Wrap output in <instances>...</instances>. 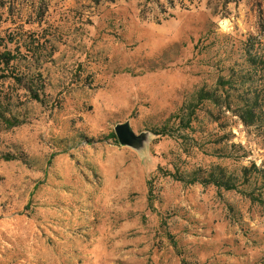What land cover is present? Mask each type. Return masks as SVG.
<instances>
[{
	"label": "rangeland",
	"instance_id": "1",
	"mask_svg": "<svg viewBox=\"0 0 264 264\" xmlns=\"http://www.w3.org/2000/svg\"><path fill=\"white\" fill-rule=\"evenodd\" d=\"M4 49L23 122L0 120V264H264L263 206L166 174L264 164V116L244 124L221 85L264 90V0H0ZM35 70L41 102L14 77ZM190 101L192 130L146 131ZM124 121L139 146L109 137Z\"/></svg>",
	"mask_w": 264,
	"mask_h": 264
},
{
	"label": "trees",
	"instance_id": "2",
	"mask_svg": "<svg viewBox=\"0 0 264 264\" xmlns=\"http://www.w3.org/2000/svg\"><path fill=\"white\" fill-rule=\"evenodd\" d=\"M19 49V48H18ZM249 53V51H248ZM19 50L12 52L11 50H0V64L4 68L13 65L17 59ZM33 55V54H31ZM30 55V57H32ZM259 59L264 64V54H260ZM250 65L257 67L255 58H247ZM17 83H19L30 95V97L38 102H41L40 91L43 90L44 84H36V78L41 77V73L35 70L31 75H23L22 77L14 76ZM23 78L26 81L23 82ZM233 77H228L222 80V89H225L226 95L223 99V106L230 109L232 106L236 109V115L246 125H251L255 122V118L264 116V90L257 89L256 86L247 84L245 76H240L239 87L234 88ZM230 89V90H229ZM197 102L208 100L214 104L221 103L220 96L214 92L200 89L196 92ZM196 103L190 101L188 104L182 105L179 111L166 118L158 127L151 128L150 131L155 135H173L171 130L176 125L173 119L178 120L177 126L182 130H192V122L195 120L193 112ZM2 99L0 97V120L4 123L6 128L14 127L23 122L16 115H8L3 110ZM186 109V112L183 110ZM187 134H178L177 137L185 138ZM109 137L115 142L116 136L113 131L109 133ZM8 159V158H7ZM174 179L183 183H200L201 185H214L217 189L236 190L248 197L252 202H255L264 207V164L257 165L251 162L250 165H243L239 168L238 173L229 172L224 166L214 164L207 168L196 167L188 171H180L178 167L174 166L173 171H167Z\"/></svg>",
	"mask_w": 264,
	"mask_h": 264
},
{
	"label": "water",
	"instance_id": "3",
	"mask_svg": "<svg viewBox=\"0 0 264 264\" xmlns=\"http://www.w3.org/2000/svg\"><path fill=\"white\" fill-rule=\"evenodd\" d=\"M146 131L153 134L150 130ZM113 132L116 140L122 146L137 147L144 137V132L136 133L128 121L116 123L113 127Z\"/></svg>",
	"mask_w": 264,
	"mask_h": 264
}]
</instances>
